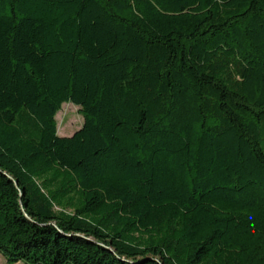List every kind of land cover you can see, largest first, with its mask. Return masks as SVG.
Here are the masks:
<instances>
[{
  "label": "trees",
  "instance_id": "obj_1",
  "mask_svg": "<svg viewBox=\"0 0 264 264\" xmlns=\"http://www.w3.org/2000/svg\"><path fill=\"white\" fill-rule=\"evenodd\" d=\"M0 255L264 264V0H0Z\"/></svg>",
  "mask_w": 264,
  "mask_h": 264
},
{
  "label": "rangeland",
  "instance_id": "obj_2",
  "mask_svg": "<svg viewBox=\"0 0 264 264\" xmlns=\"http://www.w3.org/2000/svg\"><path fill=\"white\" fill-rule=\"evenodd\" d=\"M56 120L58 124V135L61 137H70L74 135L84 124V117L80 113V108L73 104H64L61 111L56 116ZM0 264H8L1 255Z\"/></svg>",
  "mask_w": 264,
  "mask_h": 264
}]
</instances>
